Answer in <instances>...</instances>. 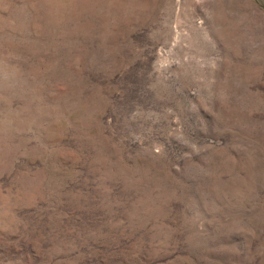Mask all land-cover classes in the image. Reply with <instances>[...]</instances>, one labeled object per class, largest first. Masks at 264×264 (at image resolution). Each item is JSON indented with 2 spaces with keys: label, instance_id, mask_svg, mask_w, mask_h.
<instances>
[{
  "label": "rangeland",
  "instance_id": "rangeland-1",
  "mask_svg": "<svg viewBox=\"0 0 264 264\" xmlns=\"http://www.w3.org/2000/svg\"><path fill=\"white\" fill-rule=\"evenodd\" d=\"M0 264H264V0H0Z\"/></svg>",
  "mask_w": 264,
  "mask_h": 264
}]
</instances>
